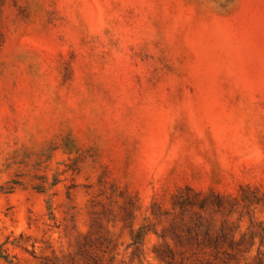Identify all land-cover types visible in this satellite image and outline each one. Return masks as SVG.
<instances>
[{"label":"rangeland","instance_id":"obj_1","mask_svg":"<svg viewBox=\"0 0 264 264\" xmlns=\"http://www.w3.org/2000/svg\"><path fill=\"white\" fill-rule=\"evenodd\" d=\"M0 250L264 264V0H0Z\"/></svg>","mask_w":264,"mask_h":264},{"label":"trees","instance_id":"obj_2","mask_svg":"<svg viewBox=\"0 0 264 264\" xmlns=\"http://www.w3.org/2000/svg\"><path fill=\"white\" fill-rule=\"evenodd\" d=\"M187 190H191V188L190 187H187ZM217 199H219V197H217ZM184 201H186L187 203H192V202H190V200H188V199H186V200H184ZM191 205H193V204H191ZM201 205V204H200ZM217 205H219V204H217ZM200 207H202V206H200ZM225 234H222V236H224ZM142 236V233L141 232H138L137 234H136V238L137 239H139L140 237ZM206 237L208 238V240L210 239V242H209V245L210 246H214L215 247V245H218V242H217V240H215L212 244H211V238L206 234ZM1 251V250H0Z\"/></svg>","mask_w":264,"mask_h":264}]
</instances>
